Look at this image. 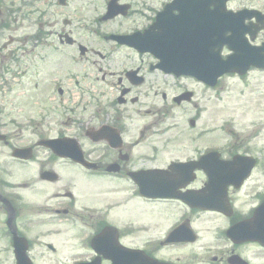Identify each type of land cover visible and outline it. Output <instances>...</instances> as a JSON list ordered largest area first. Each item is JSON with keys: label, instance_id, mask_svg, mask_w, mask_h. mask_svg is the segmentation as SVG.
<instances>
[{"label": "rangeland", "instance_id": "1", "mask_svg": "<svg viewBox=\"0 0 264 264\" xmlns=\"http://www.w3.org/2000/svg\"><path fill=\"white\" fill-rule=\"evenodd\" d=\"M103 1L66 0L65 5H60L59 0L35 2L36 6L43 10L39 17L40 30L43 29L47 33L53 30L70 32L75 41L87 48L86 53L79 56L76 47L57 45L58 50H52V45L56 42L50 34L41 39H39L38 32L36 36L33 34L38 28L33 21L37 18V13L34 12L28 0H0L1 27L5 22L8 24L6 28L0 29V73L5 71L4 65H7L9 72L17 74L12 90L4 93L0 91V95L5 96L2 100L0 98L4 111L11 113L12 109L9 104H12L14 116L18 110L33 113L42 109L55 118L69 117L79 121L94 109L91 105L88 107L83 105L89 100L90 90L102 89L106 94L115 93L122 87L128 86L121 78L122 72L134 67L139 59L129 50L114 47L113 44H111L113 47L106 45L99 36L103 30L107 32L131 30L134 26H141L143 20L138 16H129L117 17L111 23L94 21L96 15L103 13ZM130 1L137 10L138 0ZM24 2L27 3L26 6L23 5ZM14 3H16L15 6ZM229 5L232 8L253 7L264 11V0H231ZM8 7H10L9 14L6 9ZM27 13L33 20H28ZM47 42L52 45L48 46ZM14 51L21 54L20 63L13 61L14 56L11 54ZM69 52L76 57L74 60H69ZM18 74L21 76L19 77ZM118 79L121 81L118 82ZM50 80L56 81L50 83ZM152 82L156 93L152 95L151 90L148 97L141 94V97L137 99L138 103L135 105L137 113L132 121L134 123L132 134L138 136L141 132L140 143L135 149L138 152L137 155L152 154L154 159L151 161L140 159L139 164L162 167L166 159L175 156L183 158L190 152L192 155L196 149L200 151L214 145H219L222 153L227 154L233 148V143L245 144V142L254 154L264 158V72L249 73L244 80L235 77L222 78L219 87L214 91L190 82H182L187 83L188 88H182L181 84L173 83V87L165 86L157 89L158 84L163 86L165 82L162 79H153ZM55 83L59 85L62 94H58L57 89L55 90L53 86ZM162 89L165 92L164 97L161 94ZM185 89L193 93L191 100L179 105L172 102V97L182 93ZM77 91L81 95L79 101ZM36 105L39 107L36 108ZM21 116L17 118L24 120L25 118ZM189 120H194L193 128L189 126ZM168 125L173 129L162 131V128ZM156 129L160 131L158 135L154 134ZM200 130L208 132L205 133L206 137H202ZM27 137L32 136L29 134ZM204 138H206L205 141ZM154 148L158 152L152 153ZM67 174L73 175L72 170H69ZM254 190L264 192V167L262 165L253 170L241 191L231 194L234 212L228 219L209 213L190 216L192 228L198 234L194 243L185 246L167 245L151 250L163 257L176 259L178 263L206 264L210 256L214 254L210 249L216 245L223 246L224 240L215 233L224 228L232 218L246 211L244 208L256 197L249 198L244 193L248 192L252 195ZM156 205L144 203L140 205L141 213L134 216L139 222L138 225L131 230L127 229L130 233L123 234V240L127 244L140 246L142 241L159 237L165 224L168 222L171 224L178 219L179 208ZM130 209L132 206L127 208V210ZM151 214H163L165 222L153 223L156 217H151ZM38 216H44V214L23 213L16 220V224L25 232H29L31 230L28 231L27 226H38L39 223L34 222L29 225L27 220ZM128 217L133 219L131 215ZM55 227L64 229L71 226L60 224ZM54 235L63 236L64 234L56 232ZM65 236L67 240H72L76 235ZM39 240L51 239L41 237ZM32 241L34 246L30 255H34L35 264L46 263L52 258H62L58 254L49 253L46 248L42 247L41 242L39 244ZM0 244H3L1 240ZM56 244L58 245L57 240ZM61 246L62 253L69 252V243L63 242ZM59 248L61 249L60 246ZM74 251L81 250L74 248ZM230 251L231 248L226 247L225 251L218 255L220 264H227L226 259ZM238 252L248 264H264V250L256 246H243ZM0 264H12L8 252L0 254Z\"/></svg>", "mask_w": 264, "mask_h": 264}, {"label": "flooded vegetation", "instance_id": "2", "mask_svg": "<svg viewBox=\"0 0 264 264\" xmlns=\"http://www.w3.org/2000/svg\"><path fill=\"white\" fill-rule=\"evenodd\" d=\"M163 5H159L154 10L155 13ZM187 11L194 13L196 9L192 7ZM155 13L152 14L150 21L154 19ZM51 35L54 42H59L62 33L55 32ZM131 51L140 58H148L147 52L140 54L134 50ZM140 60V63H136L134 67L126 70L137 68L138 75L144 80L142 85L129 87L126 94H124L126 87H122L115 93L106 94L102 89L92 90V94L88 93L89 100L85 105V107L90 105L94 107L91 113L79 121H70L69 117L66 121H59L57 131L50 126V116L45 111L42 112V115L44 118L48 117V121L43 120V122L32 126V129L41 134L39 141L53 138L73 139L79 147L86 165L55 155L50 148L39 141L25 145L30 148V159L13 157L11 153L15 137L12 113L0 110V132L4 135L0 139V240L3 242L0 244V254L8 252L13 264L15 257L13 254L14 232L17 236L27 240L28 254L33 261L34 255H30L34 246L32 240L39 244L41 242L42 247L48 248L47 244H52V240L47 243L46 240L40 241L39 239L55 237V230H52V227L66 220L87 227V234L90 238L97 234V229L102 228L103 224L110 223L117 228L119 242L126 245L123 241V234L130 233V231L116 222L118 217L115 214L116 210L125 203V196L120 195V192L123 190L122 185L126 180L131 182L129 173L142 171V166L138 163L139 160H149V157L141 155V153L137 155L138 152L135 151L141 140V132L138 136L132 134L134 129L132 121L137 113L135 105L141 94L148 97L152 90V95H154L156 91L153 90L152 80L161 79L158 71L152 69L155 67L154 63ZM126 70L122 72L123 76ZM110 74L112 75V73ZM120 81L121 79H118V82ZM51 131L55 133L51 134ZM64 145L68 148L71 146L69 143ZM199 156V150H195L193 156L190 155L176 161L168 160L162 167L166 169L172 162L178 161L194 162ZM153 159L152 156L151 160ZM69 170H72L73 175L67 174ZM185 173L186 177L193 176V181L188 185L187 190L199 191L204 186L203 168L200 170L187 168ZM160 201L171 202V200ZM89 203H95L98 206H87L86 204ZM180 205L183 206L181 210L184 212L181 220L189 221V215L192 214L190 211L193 214H199L201 211L199 209L190 210L191 208L182 202ZM7 206L14 209L15 222L8 220L11 211ZM110 211H113L111 216ZM30 212L44 214V216H38V226H27V230L31 231L25 232L16 224V220L23 213ZM203 212L219 214L215 211ZM27 221L29 225L33 224L29 219ZM42 232L45 233L42 234ZM78 236H82V233H79ZM88 240L86 244H79L81 247H85L83 254L80 255L85 262H89L91 258L97 256L89 248ZM239 247L242 245L237 246V248ZM260 250H264V248H260ZM114 252L111 250V253ZM232 253L241 255L234 250L230 254ZM100 256L101 258H110L109 255ZM77 259L79 258H52L43 264H73V261ZM102 263L106 264L107 262L102 260Z\"/></svg>", "mask_w": 264, "mask_h": 264}, {"label": "water", "instance_id": "3", "mask_svg": "<svg viewBox=\"0 0 264 264\" xmlns=\"http://www.w3.org/2000/svg\"><path fill=\"white\" fill-rule=\"evenodd\" d=\"M231 47H233V48L236 47V44L234 43L233 46H231ZM216 48L218 49V45H216ZM214 56H215V59L217 60V68L213 69L214 57L208 56V54H206V59H205L206 66L204 67V66L200 65L199 70L197 69L196 73H195V75L197 77L203 78L202 73L204 71H205L206 76H208L210 74L217 76V75L222 74L223 72L232 70L231 64H232L233 60H235L234 58H229L228 60L221 61L218 58V52L217 51H216ZM216 76H214L213 78H215ZM256 214L257 215L254 218V221H259L260 223L263 224L264 223V206ZM263 230H264V228H263ZM254 237H255V239L260 240L264 244V232H261V234H258L257 236H254Z\"/></svg>", "mask_w": 264, "mask_h": 264}]
</instances>
